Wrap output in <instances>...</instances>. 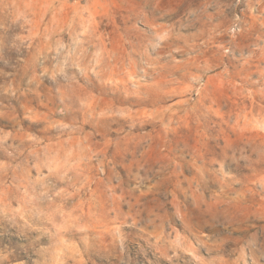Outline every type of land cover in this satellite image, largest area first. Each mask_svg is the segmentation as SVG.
Masks as SVG:
<instances>
[{
	"label": "rangeland",
	"instance_id": "1",
	"mask_svg": "<svg viewBox=\"0 0 264 264\" xmlns=\"http://www.w3.org/2000/svg\"><path fill=\"white\" fill-rule=\"evenodd\" d=\"M0 264H264V0H0Z\"/></svg>",
	"mask_w": 264,
	"mask_h": 264
}]
</instances>
